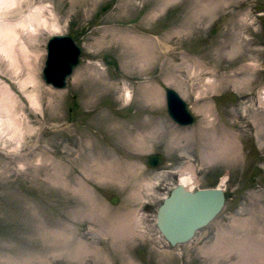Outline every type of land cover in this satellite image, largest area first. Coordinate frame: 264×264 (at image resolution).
Instances as JSON below:
<instances>
[{
  "label": "rangeland",
  "instance_id": "374dc122",
  "mask_svg": "<svg viewBox=\"0 0 264 264\" xmlns=\"http://www.w3.org/2000/svg\"><path fill=\"white\" fill-rule=\"evenodd\" d=\"M13 1L0 19L49 7L35 36L16 28L29 50L17 46L18 70L0 54L2 104L22 123L0 138V264H264V0ZM55 34L81 48L64 89L41 77ZM166 88L192 124L167 115ZM154 152L164 162L150 169ZM190 164L194 190L226 175L228 197L170 246L155 212Z\"/></svg>",
  "mask_w": 264,
  "mask_h": 264
},
{
  "label": "water",
  "instance_id": "95a60500",
  "mask_svg": "<svg viewBox=\"0 0 264 264\" xmlns=\"http://www.w3.org/2000/svg\"><path fill=\"white\" fill-rule=\"evenodd\" d=\"M62 44L72 47L73 56L67 63V70L57 74L55 64L60 49L56 46ZM80 53V47L69 35L51 36L46 42V55L41 70L43 82L56 89L65 88L66 79L79 62ZM166 108L168 115L179 125L187 126L194 120L188 104L173 89L166 90ZM163 162L164 156L161 153H153L146 158V166L149 168H156ZM110 202L117 203L118 197H111ZM224 204V192L218 187L189 190L178 183L158 205L155 225L169 245L184 244L194 237L197 230L210 223Z\"/></svg>",
  "mask_w": 264,
  "mask_h": 264
},
{
  "label": "bare ground",
  "instance_id": "6f19581e",
  "mask_svg": "<svg viewBox=\"0 0 264 264\" xmlns=\"http://www.w3.org/2000/svg\"><path fill=\"white\" fill-rule=\"evenodd\" d=\"M14 3L15 2L13 0H0V9H2L3 7H6V8L11 7V6L13 7ZM47 7H49V6H44V7L36 8V10L34 12H32V15H29V17H27V18H25L22 21H19L17 23H13V22H10V21L5 20V19H0V54H2L5 58H7L6 60L8 61V63L11 66H14L16 68V70H18L20 68L19 67V63H18V58H17V56H18L17 55L18 52L16 50L17 49V46H19L21 52H26L25 54L26 55H29V50H27V48H26L23 40L17 34V29L16 28L17 27H20L24 31V33L26 31L28 34L33 35V36H35L36 33L38 34V29L40 27H45L47 25V21L45 19L46 17L44 16L45 11H47V9H48ZM53 24L54 23H52L50 25L51 27L49 25L48 26L50 28H52L53 30L59 29V26L57 24H54V25ZM50 28H48V29H50ZM140 41H141V43L138 44V45H141L143 40H140ZM64 44H62V46H60V45L59 46H56V47H58V49H60L59 52H58V54H57L56 64H55V72L57 74H59L61 71H62V73H64L67 70V63L71 60V58L73 56V54H72V51H73L72 47L70 45L66 46ZM29 59H30V57H29ZM31 64H32V61H31ZM19 71H18V73H19ZM32 75L26 74L24 80L21 82L20 85H22V86H24V84H28L29 85L32 82L31 81V76ZM207 82L209 83V80H207ZM8 84L2 83L1 84V87H0V92H1V97H0L1 98L0 99V111H3V115H4L3 117L0 115V138L2 136H5L7 134V131L8 130H9L8 131V134L10 133L9 134L10 137H13L14 136L13 134L19 133L21 131L20 129L22 127L21 126V124H22L21 121L19 119H17V117L15 116V114L12 112L11 109H8L5 106L6 103L5 104H2L5 101V99H7V98H9V97H11L13 95L11 89L8 87L9 86ZM159 94H160V92L157 93V94L154 93V95L152 94L153 97H149V98L151 100L152 99L154 100V99H156L157 96H159ZM32 95H28V98L30 100V104L33 105V104H36V101L33 99V97H31ZM130 95L131 94H130L129 90L127 89L126 90V95H125L126 98H129ZM37 105H36V107H37ZM38 107H39V105H38ZM23 117H24V115H23ZM11 131H12V133H11ZM138 140H141V137ZM137 145H142V144L139 142ZM228 147L229 148L231 147V143L230 142L228 144ZM210 159L211 160H214V159H216V157L211 156ZM100 174L101 175H100L99 178H101V180H105L108 177H112V175H113L112 172H111V169L102 171ZM94 176H96V175H94ZM193 177H195V176H194V172L192 171V169L191 168H185L180 173V178H179L180 181L179 182L183 183L185 185V187H187L188 189H192L193 186L195 185L194 184V178ZM222 178H223L222 182H225L226 175H224V177H222ZM125 221H124V224H122V226H120V230H122L123 232L125 231L124 230L125 229L124 227H127V223Z\"/></svg>",
  "mask_w": 264,
  "mask_h": 264
}]
</instances>
